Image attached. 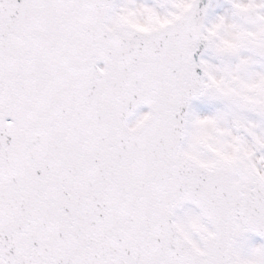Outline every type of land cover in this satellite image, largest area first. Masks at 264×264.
<instances>
[{"label":"snow or ice","instance_id":"6c2138e0","mask_svg":"<svg viewBox=\"0 0 264 264\" xmlns=\"http://www.w3.org/2000/svg\"><path fill=\"white\" fill-rule=\"evenodd\" d=\"M0 264H264V0H0Z\"/></svg>","mask_w":264,"mask_h":264}]
</instances>
